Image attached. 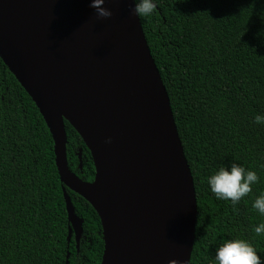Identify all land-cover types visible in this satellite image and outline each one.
I'll return each instance as SVG.
<instances>
[{
  "label": "trees",
  "instance_id": "trees-1",
  "mask_svg": "<svg viewBox=\"0 0 264 264\" xmlns=\"http://www.w3.org/2000/svg\"><path fill=\"white\" fill-rule=\"evenodd\" d=\"M139 18L169 96L196 195L189 264H213L225 240L245 239L264 258V223L252 202L264 192V0H155ZM70 171L92 181L95 167L80 135L64 120ZM81 150L82 167L78 152ZM232 163L259 181L237 204L219 200L207 178ZM63 187L51 133L35 103L0 58V264H100L97 212L65 187L82 219L68 240Z\"/></svg>",
  "mask_w": 264,
  "mask_h": 264
},
{
  "label": "water",
  "instance_id": "water-1",
  "mask_svg": "<svg viewBox=\"0 0 264 264\" xmlns=\"http://www.w3.org/2000/svg\"><path fill=\"white\" fill-rule=\"evenodd\" d=\"M89 2L0 0V58L51 133L60 181L100 218V264H189L195 188L140 19L131 0H106L107 19ZM67 52L68 69L54 64ZM64 120L91 153L92 181L68 168ZM65 187L68 240L78 244L82 219Z\"/></svg>",
  "mask_w": 264,
  "mask_h": 264
},
{
  "label": "clouds",
  "instance_id": "clouds-1",
  "mask_svg": "<svg viewBox=\"0 0 264 264\" xmlns=\"http://www.w3.org/2000/svg\"><path fill=\"white\" fill-rule=\"evenodd\" d=\"M106 0H90L89 7L93 9L97 19H107L112 16V10L105 6ZM130 11L137 18L151 16L157 9L155 0H131ZM253 122L264 126V113H257ZM259 181L257 172L244 166L232 163L221 166L207 178L211 193L219 200L231 201L237 204L242 198L252 192V186ZM252 207L264 216V192H261L252 202ZM257 236H264V223L254 227ZM167 264H185L183 260L170 259ZM213 264H264V258L258 254L252 244L245 239L225 240L215 250Z\"/></svg>",
  "mask_w": 264,
  "mask_h": 264
},
{
  "label": "bare ground",
  "instance_id": "bare-ground-1",
  "mask_svg": "<svg viewBox=\"0 0 264 264\" xmlns=\"http://www.w3.org/2000/svg\"><path fill=\"white\" fill-rule=\"evenodd\" d=\"M54 64L61 65V66L68 69L71 65V58H70L68 52L64 53L60 57H58L55 60Z\"/></svg>",
  "mask_w": 264,
  "mask_h": 264
}]
</instances>
